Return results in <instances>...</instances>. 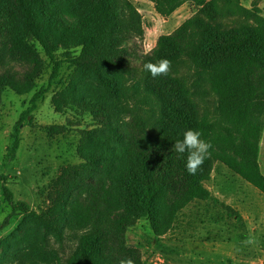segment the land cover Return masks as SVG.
I'll return each instance as SVG.
<instances>
[{
    "label": "trees",
    "instance_id": "1",
    "mask_svg": "<svg viewBox=\"0 0 264 264\" xmlns=\"http://www.w3.org/2000/svg\"><path fill=\"white\" fill-rule=\"evenodd\" d=\"M146 1L163 19L196 7L149 55L131 0H0V105L9 91L33 95L7 164L16 160L21 126L57 84L52 107L74 120L46 127L48 136L80 128V163L59 169L38 211L16 200L0 175L12 210L0 235L21 217L0 239V264H117L125 257L146 264L128 232L145 220L156 239L166 236L188 206L211 199L206 184L216 164L264 195L261 11L240 0ZM162 58L171 61L167 76L143 70ZM187 129L212 144L195 175L186 170V154L172 149Z\"/></svg>",
    "mask_w": 264,
    "mask_h": 264
},
{
    "label": "rangeland",
    "instance_id": "2",
    "mask_svg": "<svg viewBox=\"0 0 264 264\" xmlns=\"http://www.w3.org/2000/svg\"><path fill=\"white\" fill-rule=\"evenodd\" d=\"M132 1L143 17L145 48L153 49L159 37L173 33L196 12L193 4H186L164 20L156 14L152 4ZM240 2L247 9L257 7L264 17V0ZM68 73L65 67L62 77L66 78ZM49 77V73L43 76L39 88L47 85ZM60 88V85H55L38 103L29 122L23 123L16 160L8 164L6 159L14 128L31 107L33 95L21 97L9 91L4 94L0 105V175L7 178V187L16 200L26 202L37 211L43 207L50 182L58 175L59 169L80 163L76 150L80 128L54 138H50L45 130L74 120L72 114H57L52 107V97ZM81 128L88 127L84 123ZM259 163L264 173V134ZM3 186L0 181V225L12 213L4 197ZM206 187L211 191V199L188 206L163 238L156 239L145 220L128 232V243L141 250L146 264L263 263L264 195L222 164L215 165ZM20 221L21 217L13 219L0 239L11 234Z\"/></svg>",
    "mask_w": 264,
    "mask_h": 264
},
{
    "label": "clouds",
    "instance_id": "3",
    "mask_svg": "<svg viewBox=\"0 0 264 264\" xmlns=\"http://www.w3.org/2000/svg\"><path fill=\"white\" fill-rule=\"evenodd\" d=\"M152 51V48H145L144 55H149ZM143 70L150 73L153 78L167 76L171 71V61L162 58L154 63L147 62L144 63ZM201 136L200 131L187 129L183 132L182 139L176 140L172 148L179 155L186 154L185 167L191 175H195L211 155V142L202 139ZM117 264H135V261L130 257H125Z\"/></svg>",
    "mask_w": 264,
    "mask_h": 264
},
{
    "label": "crops",
    "instance_id": "4",
    "mask_svg": "<svg viewBox=\"0 0 264 264\" xmlns=\"http://www.w3.org/2000/svg\"><path fill=\"white\" fill-rule=\"evenodd\" d=\"M132 1V0H131ZM142 2H147V3H149L148 1H146V0H141ZM133 2V1H132ZM149 4H151V3H149ZM153 5V4H152ZM164 20H166V19H164ZM156 45V44H155Z\"/></svg>",
    "mask_w": 264,
    "mask_h": 264
}]
</instances>
